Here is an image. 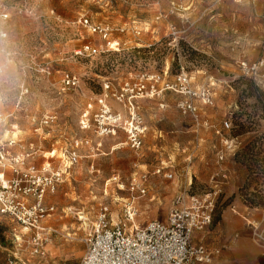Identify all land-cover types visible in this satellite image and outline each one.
I'll return each mask as SVG.
<instances>
[{
    "label": "rangeland",
    "instance_id": "obj_1",
    "mask_svg": "<svg viewBox=\"0 0 264 264\" xmlns=\"http://www.w3.org/2000/svg\"><path fill=\"white\" fill-rule=\"evenodd\" d=\"M84 20L109 27V41L119 46L110 50ZM85 44L100 54L76 56ZM263 53L264 0H0V140L17 137L13 151L33 153L27 167H58L63 151L79 160L45 199L55 207L49 221L60 232L45 256H33L30 234L0 214V264H79L86 251L80 239L103 209L112 224L133 231L135 224L166 221L178 198L215 193L211 226L234 211L264 253V87L236 65L239 57L255 61ZM183 72L193 87L213 93V105L199 106L195 119L182 115L172 93L141 100L149 131L140 150L127 146L124 134L102 139L80 127L83 111L98 108L106 82L119 90L139 75L167 73L172 82ZM66 74L79 78L76 88L62 83ZM226 138H238L241 148L219 163ZM160 167L171 180L154 175ZM143 176L150 180L146 194L131 193L132 179ZM131 204L135 221L127 220ZM229 248L218 246L213 263L225 260ZM259 259L264 264V254Z\"/></svg>",
    "mask_w": 264,
    "mask_h": 264
},
{
    "label": "built area",
    "instance_id": "obj_2",
    "mask_svg": "<svg viewBox=\"0 0 264 264\" xmlns=\"http://www.w3.org/2000/svg\"><path fill=\"white\" fill-rule=\"evenodd\" d=\"M253 1V0H248ZM9 15L2 18L8 19ZM93 33H98L110 50L119 43L109 41L111 29L91 26L87 20L81 21ZM172 34L179 33L174 27ZM99 51L90 44H85L76 52L78 57H94ZM236 65L243 76L252 80L257 86L264 87V53L255 60L249 61L244 57L236 60ZM167 73L139 75L136 80L126 81L119 90H114L111 82L104 84V93L96 98V111L91 114L89 109L83 111L80 127L92 130L98 138L119 137L126 135V144L138 151L144 145L148 127L139 111L141 100L160 99L166 93L179 97L178 109L183 116L198 119V107L213 105V93L207 88H195L187 73L178 75L175 81L169 82ZM80 80L77 76L66 74L62 83L66 88H76ZM112 98L116 106L110 105ZM163 106V105H162ZM92 109V105L89 106ZM51 122L53 119H50ZM5 117L0 115V129ZM229 129L228 123H225ZM77 142L76 144H78ZM15 141L0 140V169H10L14 178L0 174V214L13 219L29 235V246L33 256H45V247L50 243L53 234L58 231L44 227V220L55 214L54 205H46L45 199L55 194L63 183L70 166L76 164V152H62L61 165L56 167L46 163L41 167L31 165L26 170L23 166L33 157L32 152L13 155L9 147ZM100 146V144H99ZM241 146L238 138H226L223 150L218 154V162H223L229 154H235ZM67 156V157H66ZM154 175L172 179V175L160 167ZM147 176L132 179L129 188L131 193L146 194ZM191 197L188 201L178 198L170 209L166 221L151 220L142 228L127 230V225L112 224L108 219L107 208L99 214L84 240L86 251L79 264H211L220 254L219 249H209L202 245L193 244L196 232L205 231L213 224L215 199L213 196ZM128 221L133 220L134 209L128 207Z\"/></svg>",
    "mask_w": 264,
    "mask_h": 264
},
{
    "label": "crops",
    "instance_id": "obj_3",
    "mask_svg": "<svg viewBox=\"0 0 264 264\" xmlns=\"http://www.w3.org/2000/svg\"><path fill=\"white\" fill-rule=\"evenodd\" d=\"M148 131H147V134H148ZM146 136H145V139H146ZM7 140L8 141H5V142H9L12 140L15 141V144L10 146L9 150L14 153L13 155H19L13 151L14 146L20 143L17 137L12 136V137H9ZM53 154H55V152L52 153V158H54L55 156ZM60 156L62 157V152L60 153ZM61 157L59 159H61ZM28 167L25 164L22 169L26 170ZM1 173H3L5 176H7V178H10V179L15 177L14 172L10 169H0V174ZM50 217L44 220V227L55 230L56 229L55 226H53L49 221ZM248 228L249 227H247L245 223H242L240 218H238L237 215H235L234 211L227 210L224 212L223 215H221V219H219V221L214 226H210L205 230L209 234L207 237L208 244L204 242L206 238L205 231L196 232L194 234L193 244L202 245L209 249H217L218 246H227V245L230 246L229 248L230 251H227V252L225 251V256H224L225 260H222V261L219 260L215 263L212 262L211 264H262V262L259 259V256L264 253L252 243V240L249 237L250 230ZM59 234L60 232L58 231L56 235H59ZM53 236H55V234H53L52 237ZM56 238H58V236ZM85 239L86 237L81 238L80 242L85 244L84 243ZM210 246L214 248H211ZM231 256L232 257L234 256L235 261L229 263L227 261V257H231Z\"/></svg>",
    "mask_w": 264,
    "mask_h": 264
},
{
    "label": "bare ground",
    "instance_id": "obj_4",
    "mask_svg": "<svg viewBox=\"0 0 264 264\" xmlns=\"http://www.w3.org/2000/svg\"><path fill=\"white\" fill-rule=\"evenodd\" d=\"M115 148H118L117 146H115ZM135 218L133 217V220H134ZM135 221V220H134ZM136 228H138V225H134V229H136Z\"/></svg>",
    "mask_w": 264,
    "mask_h": 264
},
{
    "label": "trees",
    "instance_id": "obj_5",
    "mask_svg": "<svg viewBox=\"0 0 264 264\" xmlns=\"http://www.w3.org/2000/svg\"><path fill=\"white\" fill-rule=\"evenodd\" d=\"M238 154H239V152H238ZM238 154H237V155H238Z\"/></svg>",
    "mask_w": 264,
    "mask_h": 264
}]
</instances>
